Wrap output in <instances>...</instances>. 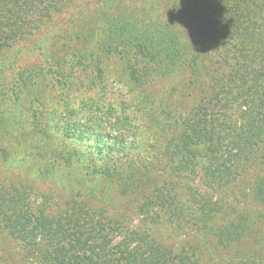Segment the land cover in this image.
<instances>
[{"label":"trees","instance_id":"16d2710c","mask_svg":"<svg viewBox=\"0 0 264 264\" xmlns=\"http://www.w3.org/2000/svg\"><path fill=\"white\" fill-rule=\"evenodd\" d=\"M120 1L0 0V54L34 45L62 15L107 23ZM160 2L183 30L179 46L160 31ZM99 29L97 46L124 60L134 85L177 91L152 125L169 134L166 162L142 165L120 136L75 133L81 158L65 164L81 170L63 206L28 183L0 184V264H264V0H145V30Z\"/></svg>","mask_w":264,"mask_h":264},{"label":"rangeland","instance_id":"374dc122","mask_svg":"<svg viewBox=\"0 0 264 264\" xmlns=\"http://www.w3.org/2000/svg\"><path fill=\"white\" fill-rule=\"evenodd\" d=\"M122 2L109 11L107 23L85 11L71 26L69 16L62 15L34 45L20 44L0 54V184L28 183L37 195L48 194L49 202L63 206L68 185L81 170L78 161L65 164L67 154L81 158L75 133L120 136L133 144L132 157L142 165L146 156H162L169 134L152 125L167 104L176 106L177 91L168 96L167 83L158 80L148 87L134 85L124 60L106 52L103 44L97 46L99 37L93 35L100 33L99 27L109 32L117 23L128 33L145 30V0ZM154 16L166 39L179 46L183 30L161 2ZM159 160L161 166L166 162ZM139 178L145 180L141 174ZM83 183L107 185L93 177ZM247 186L240 183L238 191L246 193ZM107 194L116 202L113 188ZM133 205L128 202L125 209L135 225ZM255 217L259 220L260 213Z\"/></svg>","mask_w":264,"mask_h":264}]
</instances>
